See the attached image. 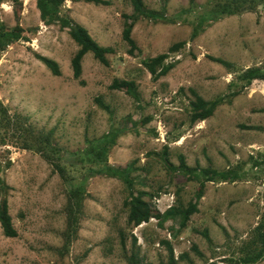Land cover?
<instances>
[{"label":"rangeland","instance_id":"1","mask_svg":"<svg viewBox=\"0 0 264 264\" xmlns=\"http://www.w3.org/2000/svg\"><path fill=\"white\" fill-rule=\"evenodd\" d=\"M104 1L109 6L67 1L63 7L66 18L85 28L101 47L114 51L107 56L108 66L87 54L79 80L70 67L76 45L58 24L41 22L36 0H24L19 10L9 2L0 6V25L22 35L0 53V104L9 114L28 118L36 129L53 131L63 164L87 195L78 233L68 240L65 207L71 184L40 155L0 145V163L11 164L2 178L17 232V238L7 239L0 228V264H129L131 234L140 264H168L164 242L172 246L176 264L241 260L264 220V82L245 86L237 77L254 67L264 72V5L223 17L192 39L209 0H193L194 5L191 0H142L154 16L136 22L131 38L137 51L130 56L122 31L133 10L127 0ZM178 43H185L183 49L168 54L165 62L174 68L154 81L143 61L167 54ZM35 55L55 61L61 76H52ZM210 58L234 68L228 71ZM115 80L133 82L138 101L126 90L110 89ZM189 90L207 102L224 97L225 103L210 119L191 124ZM233 93L237 94L226 101ZM97 99L109 110L101 109ZM159 124L164 143L157 133ZM110 139L107 164L121 169L132 165L134 190L153 195L149 203L160 215L176 202L187 207L201 181L168 169L165 148L172 167L183 157L192 169L234 171L239 177L232 183H206L198 212L184 229L155 217L131 229L123 207L124 183L97 172L102 165L90 162L91 148L108 145ZM121 231L127 239L125 251L119 244Z\"/></svg>","mask_w":264,"mask_h":264},{"label":"trees","instance_id":"2","mask_svg":"<svg viewBox=\"0 0 264 264\" xmlns=\"http://www.w3.org/2000/svg\"><path fill=\"white\" fill-rule=\"evenodd\" d=\"M24 0H0V6L4 3H11L17 10L22 8ZM71 3H83L94 6H109V2L104 0H36L35 6L39 12V18L45 25L58 24L62 30H67L70 39L77 47V51L70 61V67L72 70L73 78L79 80L82 76V61L87 54H91L93 59L103 66H108L107 56L113 55L112 48L101 47L87 32L85 28L73 23L70 19L63 15V7L66 2ZM133 10V15L126 18L124 28L122 31V40L129 47L128 54L133 56L137 51V46L131 38V33L136 22L143 17L154 16V14L148 12L144 6L142 0H127ZM193 4V0H191ZM194 5V4H193ZM264 5V0H209L208 10L206 14H203L200 18V22L192 30L191 38H197L201 33L205 31L212 23L221 20L223 17L236 16L244 12H254L256 9ZM22 40L20 30H9L3 25H0V53L5 52L8 47ZM185 43H178L172 46L167 54L159 55L155 58L144 60L142 65L146 72L152 77L154 81L167 76V74L174 68V64H166L168 54H176L181 51ZM37 61H39L54 77H60L61 71L59 65L48 58L35 55ZM210 60L216 64H219L231 71L234 67L221 59L210 58ZM237 80L244 83L245 86L251 85L254 81L264 82V72L254 67L249 68L238 75ZM110 89L126 90V94L138 101V95L136 85L133 82L118 81L115 80ZM192 99L188 102V115L191 124L202 123L210 119L215 110L225 103L224 97H219L213 101L207 102L203 100L195 91L189 90ZM237 93L230 95L228 99L234 97ZM98 106L108 111V107L105 106L100 99L96 100ZM0 129L2 136H0L1 146H13L25 151H32L38 155L57 172L63 181L71 184V189L67 196V205L65 207V213L67 218V232L66 236L68 240L74 239L78 233L79 224L83 217V204L85 201L86 190L83 185H80V181H77L75 176L68 173L67 167L63 164V158L61 149L58 147L54 140L53 131L38 130L29 123L28 118L14 114H9L8 110L0 104ZM113 141L107 144L101 143L95 148H91L93 152V160L90 159V152L87 156L90 162L97 167L101 174L106 175L111 179H119L125 185L127 192V199L124 201L123 207L126 210V226L135 229L146 224L152 218H158L161 223L172 221L178 223L179 229H184L190 220V217L198 212L197 202L203 197V190L206 183H227L235 182L238 180V174L234 171H222L218 172L211 168L206 170H199L197 168H190L185 164L183 157H179V166L172 167L167 161V148H165L163 161L166 166L181 175L188 177L189 179L201 180L199 182L198 193L195 195V199L188 203L187 207H184L180 202H176V205L167 211L164 215H160L157 211H153L149 203L153 195H148L143 191L134 190V182L131 179V172L133 171L132 165L125 169L113 168L107 164L106 154L111 148ZM10 161L5 164L0 163V228L2 234L7 239L17 238V232L12 224V219L9 214V207L7 201L8 186L5 184L2 173L4 168L10 167ZM258 166V164H255ZM100 168V170H99ZM147 199V200H146ZM119 237V244L123 251H125L126 237L124 232L121 231ZM256 238L251 241L247 248L246 253L241 260L236 259H223L221 264H256L264 260V220H262L255 228ZM204 237L210 243V239L207 233H204ZM131 251L132 255L128 258L129 264H140L137 259L138 248L137 240L131 234ZM168 253V264H176V260L173 253L172 246L164 242L162 243ZM192 250L198 254L196 247H192ZM243 251V250H242ZM181 258H185L181 256ZM217 264V263H211Z\"/></svg>","mask_w":264,"mask_h":264},{"label":"built area","instance_id":"3","mask_svg":"<svg viewBox=\"0 0 264 264\" xmlns=\"http://www.w3.org/2000/svg\"><path fill=\"white\" fill-rule=\"evenodd\" d=\"M157 133L159 134V139L161 143H164L165 131L163 130V127L161 126V124H159L157 128ZM172 201H173V197L170 200H167V204L165 206L166 210H168L171 207V205L173 204ZM154 204L160 206V201L156 200Z\"/></svg>","mask_w":264,"mask_h":264},{"label":"crops","instance_id":"4","mask_svg":"<svg viewBox=\"0 0 264 264\" xmlns=\"http://www.w3.org/2000/svg\"><path fill=\"white\" fill-rule=\"evenodd\" d=\"M88 32V31H87ZM89 33V32H88ZM89 35H90V33H89ZM91 36V35H90Z\"/></svg>","mask_w":264,"mask_h":264}]
</instances>
